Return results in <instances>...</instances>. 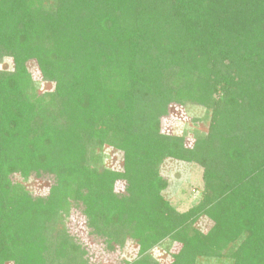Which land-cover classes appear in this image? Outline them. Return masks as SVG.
<instances>
[{"label": "trees", "instance_id": "trees-1", "mask_svg": "<svg viewBox=\"0 0 264 264\" xmlns=\"http://www.w3.org/2000/svg\"><path fill=\"white\" fill-rule=\"evenodd\" d=\"M6 58L0 264H65L77 249L63 220L76 207L106 244L135 242L139 257L127 264H158L147 253L164 242L181 246L171 264H264V0H0ZM30 62L49 92L37 90ZM185 100L210 111L190 147L187 132L160 130L167 106ZM104 146L124 153L123 172L102 165ZM166 159L203 170L186 212L162 195ZM16 172L52 175L48 196L12 185ZM201 217L206 233L194 228Z\"/></svg>", "mask_w": 264, "mask_h": 264}, {"label": "rangeland", "instance_id": "rangeland-1", "mask_svg": "<svg viewBox=\"0 0 264 264\" xmlns=\"http://www.w3.org/2000/svg\"><path fill=\"white\" fill-rule=\"evenodd\" d=\"M31 79L37 84L39 92H49L51 85L43 83L40 79L37 67L33 62L27 66ZM11 60L3 59L0 63V71L10 70ZM210 111L202 106L190 104L189 101L183 103L171 102L166 112L160 118V130L162 134L180 136L183 132H187L186 146L192 145L194 135L205 134L208 130L210 122ZM192 139H191V138ZM100 158L102 165L112 171L123 172L126 166V159L123 152L111 147L104 146L101 148ZM202 168L193 163L180 162L176 160L166 159L160 167V175L167 180L168 186L162 193L164 199L179 213L186 212L192 208L201 198L200 193L203 187ZM53 176L39 173H31L25 180L20 173L16 172L10 175L9 179L12 185L20 186L32 198H46L49 193L50 186L53 183ZM115 193H123L124 183L117 182L114 186ZM65 222V224H64ZM63 224L67 234L71 237V245L76 251L71 257H67L65 264H127L135 261L139 257L138 246L131 240H126L122 245L115 243L106 244L105 239L94 236L86 225V219L81 212V208H73ZM61 224V226H63ZM59 226L60 229L62 227ZM211 227L210 221L201 217L198 219L194 228L206 233ZM56 234L52 233L47 237L48 241L42 244L44 248L41 250V256L46 262L51 260L53 256V247L57 246ZM50 249H49V246ZM14 251L19 254L21 245H10ZM180 244L164 242L155 246L147 254L152 260L158 264H171L174 261V255L180 250ZM38 250V248H36ZM49 251H51L49 253ZM39 252V251H38ZM77 252V253H76ZM70 254V253H69ZM4 264H14L11 260H6ZM49 264V262H48ZM194 264H228L225 259L215 260L213 258L196 257Z\"/></svg>", "mask_w": 264, "mask_h": 264}]
</instances>
